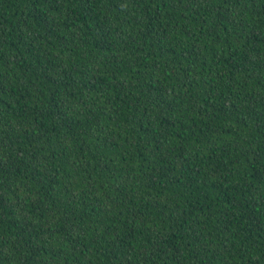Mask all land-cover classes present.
Returning <instances> with one entry per match:
<instances>
[{"label": "trees", "instance_id": "1", "mask_svg": "<svg viewBox=\"0 0 264 264\" xmlns=\"http://www.w3.org/2000/svg\"><path fill=\"white\" fill-rule=\"evenodd\" d=\"M0 264H264V0H0Z\"/></svg>", "mask_w": 264, "mask_h": 264}]
</instances>
